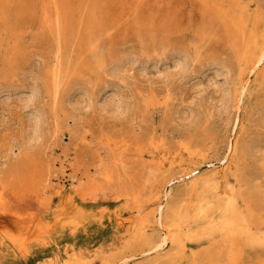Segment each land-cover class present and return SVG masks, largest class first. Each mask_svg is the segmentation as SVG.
Listing matches in <instances>:
<instances>
[{
    "label": "rangeland",
    "instance_id": "1",
    "mask_svg": "<svg viewBox=\"0 0 264 264\" xmlns=\"http://www.w3.org/2000/svg\"><path fill=\"white\" fill-rule=\"evenodd\" d=\"M83 1H73L71 65L55 100L42 0L0 2V264H264V62L250 75L241 59L253 35L263 44L264 0ZM179 50L196 56L187 71L173 69ZM244 78L236 111L229 96ZM35 88L25 110L20 97ZM93 92L126 108H89ZM33 109L45 115L31 143ZM194 168L197 186L181 178ZM214 176L217 189L204 185ZM167 180L162 224L174 207L192 212L199 197L220 196L235 200L244 233L225 237L218 211L214 232L184 226L182 249L161 245L154 211Z\"/></svg>",
    "mask_w": 264,
    "mask_h": 264
},
{
    "label": "bare ground",
    "instance_id": "2",
    "mask_svg": "<svg viewBox=\"0 0 264 264\" xmlns=\"http://www.w3.org/2000/svg\"><path fill=\"white\" fill-rule=\"evenodd\" d=\"M4 1H7V0H1L0 2L2 3ZM73 1L74 0H42V11H43L44 26L46 27V29L49 32V34H53L54 37L56 38V46H55V48L52 51L53 64L50 66L51 68H49V67L46 68L47 72H48L47 83H46V87H48V89H46V90L49 91V87H50L51 97H53L52 100L56 99V96L58 95L59 89H60V87L63 86L62 84L64 83L65 77L67 75V71H68V69L70 68V65H71V64L69 65V63H70L69 61L66 63V56H67L66 55V51H67L66 50V46H68L71 43V41H74V38H73L72 35H73L74 31H75L76 25H75L74 18H73L74 17V8L72 7ZM83 3H84V1L80 0V4L82 5ZM84 10H85V7H84ZM81 17H83V15ZM80 20H81V18H80ZM235 22H236V25H237L238 28L242 27L240 20H236ZM257 34H259V33H257ZM89 35H91V34H89ZM259 36H261V35H259ZM252 39H253L252 47L249 46L248 52L247 53L244 52L243 56H241V59H243V61H247V62L248 61H252L253 62L252 66L250 67V72H248L250 75L252 73H254L257 70V68L264 62V41H263V44H259V46H258V44L256 42V35H253ZM256 46H257V48H256ZM72 48H73V46H72ZM169 50H170V48H169ZM171 50L170 51L173 54V49H171ZM179 51L178 52L181 54V57L183 59L182 60L174 59L175 61L172 60L173 61V63H172L173 65L172 66H173V69L174 68L175 69L184 68V71H185L187 69L186 67L188 66V63L189 62H194L196 60V56H195V54L191 53L192 51L191 52L188 51V50H183V51L179 50ZM194 52H196V50H194ZM71 53H72V51H71ZM168 54L169 53H167V56H168ZM158 56H156V58H159ZM161 56H160V58H161ZM162 57H164V55ZM178 57H179V55H178ZM214 59H215V61H214ZM218 61H219V59L217 57L210 59V62L213 63V65L214 64H218ZM114 62H116V61H114ZM222 65H225V63L222 62L221 63V67H222ZM197 66H198V64H197ZM207 66H209V64L207 65V63H206L205 70L207 69ZM210 67H211V65H210ZM237 67H238V69L240 70V73H241L242 72V69H241L242 64H238ZM175 69H174V71H175ZM189 69H187V70H189ZM228 69H230V67H228ZM207 70H209V69H207ZM225 70L227 71V69H225ZM239 70H238V72H239ZM145 71H146V67H145V70H144V74H145ZM182 71H183V69H182ZM226 71H224V72H226ZM201 72L203 73V71H201ZM204 73H205V71H204ZM226 74L229 75L228 71H227V73H225V75ZM227 77H229V76H227ZM232 79H234V78H232ZM242 80H245V78L242 79ZM198 82L200 83V84L198 83V86H200L202 84V81L201 82L198 81ZM195 85H197V84H195ZM247 87H248V79L243 81L238 86L234 85V88H232V91H231V96H229L228 95L229 93H227V96H229L232 99V101L234 102L233 106L235 105V110L236 111L240 108V103H241V100H242V96L246 92ZM109 88H112V87L110 86ZM198 88H201V86L198 87ZM106 89H108V87H106ZM106 89L104 88V91H106ZM77 90H79V87H78ZM25 91H27V90H25ZM64 91H65V89H64ZM74 91L75 90H73V92ZM80 91L82 92L83 90L80 89ZM104 91H102L103 92L102 95H104ZM111 91L113 92L114 90L111 89ZM19 92H20V90H19ZM19 92L17 93V95L19 94ZM29 92L31 94H28V95L20 97V99L23 101V104L25 105L24 106L25 110H27V108L28 109L31 108V107L33 108L32 105L34 104V102L36 100V97H37L36 96L37 88L32 89L31 91L29 90ZM229 92H230V90H229ZM79 93L80 92L78 91L77 94H79ZM85 93L83 95H85ZM96 93H97V91H96ZM105 94H106V92H105ZM102 95H96V94H94V92L91 93V95L89 97V100L86 102L88 104L87 106L90 108V107H93V106L96 107L97 105H99V106L101 105L100 108L102 107L104 110L112 111L115 114L121 113L126 108L125 107V103L123 102V100H121L120 98H117V96H118L117 94H114V95H107L106 94L107 96H102ZM228 98L226 97V101L228 100ZM229 101H230V99H229ZM228 102L226 103L225 106H227V104L229 105ZM86 103H85V105H86ZM78 105H81V104H78ZM30 113H31V115H30V119H29L30 123L28 125V130H27V140L31 141V143L32 142H38L40 140V138H41V135H42V131H43V116L45 114L43 115L42 112L37 110V109H33L32 112H30ZM262 123H263V121H262ZM260 136L254 137L255 141L256 140L259 141L260 139H256V138H259ZM262 137H263V135H262ZM251 140H254V139H251ZM252 142L253 141H251V143ZM261 142H260V146H261ZM253 143L251 144L252 147L255 146V144H256L255 142H253ZM257 144H259V143H257ZM260 146H257V147H260ZM236 147H237V144L232 145L233 154L237 153V148ZM257 147H256V149H257ZM258 150H259V148H258ZM229 168H230V166H229ZM197 170H199V168H194L190 172L185 173V175H183L181 178L184 179V180L186 178H188V179H190V183H189L190 185H196L197 186V181L200 178V176H197V174L199 173V172H197ZM172 180H169V181L167 180L168 182H166V184L162 187V191L160 193L161 194L160 195V199H159L158 202H156V208H155V211H154V213H155L154 218L156 219V223H157L158 227L161 229L162 233L164 234V236H163V238L161 239V242H160L161 245L162 244H168V243H176V246L178 245L177 248H180L181 246H183L184 244H182V242L184 241L183 239L185 238V235H186V234H183L184 226H186V227L194 226L195 228H197L194 231H191V229H190V231L187 230V231H189L188 233H191V235L194 234V236L195 235L196 236L200 235L202 233L205 234V233L214 232L216 229L219 228V226L214 224L216 222V218L215 217H216V214H217L218 211H220L221 217H222V220H223L221 225H222V228L225 231V234H224V236L226 235L225 237L229 238V237H233V236H236V235L240 236V234L244 233L243 231H241L242 230L241 229V224H242L243 219L241 218L240 213H238L237 208L235 207V204H234L235 200L234 199L227 200V201H224L222 199L220 200L219 199L220 196H216V198H213V196L210 197V196H207V195L206 196L203 195V196L199 197L198 198V203L194 207L192 212L188 211L187 209L186 210L184 209V210H182L180 212V211H178V209L176 207H174V208L171 209V211H172V215H171L172 216V224L171 225L162 224V220L165 217V213L163 212V209H165V207L168 205L167 201H169L168 198H169L171 190H172L171 189V185H170ZM216 180H217V178L214 176L211 179L205 180L204 181V185L209 186L212 183V185L214 186L213 188L217 189L218 186L216 184ZM192 189H195V188H192ZM216 191L217 190H215V192ZM231 192L232 191H230V195H232ZM242 192L243 191H241L240 193H242ZM253 192H254V190H253ZM256 197H258V196H256ZM234 198H236V196ZM247 198H249V197H247ZM185 206H187V205H185ZM168 207H169V205H168ZM243 214H244V212H243ZM174 226L176 228L175 230H174ZM242 228H244V227H242ZM184 233H186V232H184ZM199 237H201V236H199ZM249 237H251V236H249ZM253 237H255V236H252L251 238H253ZM246 240H247V238H246ZM250 242H255L254 238ZM152 248L159 249L160 245H158L157 247H152ZM180 249H182V248H180Z\"/></svg>",
    "mask_w": 264,
    "mask_h": 264
}]
</instances>
